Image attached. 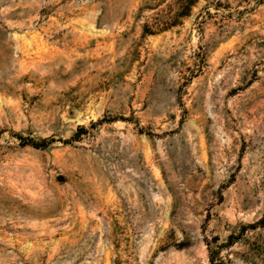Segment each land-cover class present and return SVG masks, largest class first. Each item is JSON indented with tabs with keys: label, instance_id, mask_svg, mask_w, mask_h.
<instances>
[{
	"label": "rangeland",
	"instance_id": "374dc122",
	"mask_svg": "<svg viewBox=\"0 0 264 264\" xmlns=\"http://www.w3.org/2000/svg\"><path fill=\"white\" fill-rule=\"evenodd\" d=\"M0 264H264V0H0Z\"/></svg>",
	"mask_w": 264,
	"mask_h": 264
},
{
	"label": "water",
	"instance_id": "95a60500",
	"mask_svg": "<svg viewBox=\"0 0 264 264\" xmlns=\"http://www.w3.org/2000/svg\"><path fill=\"white\" fill-rule=\"evenodd\" d=\"M62 179H63L62 176H58V177H57V180H59V181H61Z\"/></svg>",
	"mask_w": 264,
	"mask_h": 264
},
{
	"label": "trees",
	"instance_id": "16d2710c",
	"mask_svg": "<svg viewBox=\"0 0 264 264\" xmlns=\"http://www.w3.org/2000/svg\"><path fill=\"white\" fill-rule=\"evenodd\" d=\"M190 1L193 3V0H190ZM42 142H43V144H44L46 141H45V140H43Z\"/></svg>",
	"mask_w": 264,
	"mask_h": 264
}]
</instances>
